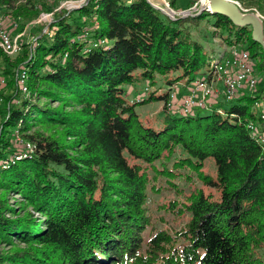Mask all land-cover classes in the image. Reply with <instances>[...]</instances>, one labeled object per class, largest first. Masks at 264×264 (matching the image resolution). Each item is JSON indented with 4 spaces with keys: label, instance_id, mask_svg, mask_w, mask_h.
Segmentation results:
<instances>
[{
    "label": "trees",
    "instance_id": "obj_1",
    "mask_svg": "<svg viewBox=\"0 0 264 264\" xmlns=\"http://www.w3.org/2000/svg\"><path fill=\"white\" fill-rule=\"evenodd\" d=\"M236 1L264 20V0ZM0 4L23 15V26L45 6ZM204 21L220 37L215 50L194 36ZM234 44L264 74V48L252 27L226 15L203 10L171 18L148 0H90L59 13L22 57L4 55L12 90L0 100V244L10 247L0 249V264H264V144L248 127L264 128L254 108L264 100V80L254 95L226 107L218 102L205 115L165 110L181 78L189 83ZM18 68L26 71L27 93ZM160 80L168 89L158 96ZM141 81L146 90L131 97L129 87ZM153 101L164 105L158 128L137 111ZM17 132L36 146L19 160ZM209 158L216 176L205 170ZM181 175L214 187L219 198L200 186L180 188ZM160 177L177 198L159 208L184 219L174 232L157 229L148 212ZM11 194L23 197L20 206Z\"/></svg>",
    "mask_w": 264,
    "mask_h": 264
},
{
    "label": "built area",
    "instance_id": "obj_2",
    "mask_svg": "<svg viewBox=\"0 0 264 264\" xmlns=\"http://www.w3.org/2000/svg\"><path fill=\"white\" fill-rule=\"evenodd\" d=\"M20 2L27 0H19ZM90 0H65L55 11H71L89 3ZM153 6L160 9L171 18L184 15L186 11H177L171 6L170 0H148ZM64 8V9H63ZM49 19L55 21L56 12ZM11 9L0 4V88L8 83V77L3 74V58L15 56L23 50L24 32L14 34L20 26V20L11 16ZM5 13V14H4ZM56 13V14H54ZM12 26V28L10 27ZM34 40H37L35 38ZM102 43H105L102 41ZM34 42L31 46L33 49ZM16 80L22 93H27L26 71L23 68L16 70ZM260 82L256 62L250 52L240 44L225 45L218 58L212 63L210 69L197 75L196 78L186 84V90L182 91L179 83L169 91V97L165 101V110L173 115H194L201 108H212L221 99L226 102L234 101L244 94H253ZM2 100V98H0ZM138 100H141L139 96ZM254 108L258 111L261 121L264 122V100H256ZM220 112H223L220 110ZM251 135L260 144H264V128L262 124L250 122L248 125ZM23 151L16 159L29 156L35 149V145L24 143L21 135L17 132Z\"/></svg>",
    "mask_w": 264,
    "mask_h": 264
},
{
    "label": "rangeland",
    "instance_id": "obj_3",
    "mask_svg": "<svg viewBox=\"0 0 264 264\" xmlns=\"http://www.w3.org/2000/svg\"><path fill=\"white\" fill-rule=\"evenodd\" d=\"M63 1H65V0H58L57 2L55 0H44L45 6H44V8H40V13L32 21L26 22V24L24 26L20 24V26L16 30H14L15 35L19 34V33H23V32L25 33V34H23L24 39L22 42L24 44V47H23V50L21 51V53L15 55V56H9V58L11 60H15L18 56L22 57L21 56L22 53L25 51L26 48L28 49V47H25V44H27L28 46L30 45V48H31L32 44L34 42L36 43V41H37L34 39L39 38L44 32L48 31L49 26L52 23L49 20L53 15L51 12L57 10V7ZM23 2H25V1H23ZM201 2H202V0H178L177 6L173 7V8L176 9L177 11L182 10V11H188L189 13L190 12L196 13L198 11V8L200 7ZM47 6L49 9H46ZM179 7L183 8V9H180ZM55 12L57 13L60 11H55ZM56 13H54V14H56ZM58 14L59 13H57L56 16ZM11 16L18 18L20 20V23L25 22L23 15L17 16L14 11L11 12ZM56 16H55V19H56ZM181 16H183V15H181ZM10 27L12 28V26H10ZM214 30L215 29L212 27L211 23L207 22V21H204V23L200 26V28H197L194 30V36L204 44V46L207 48L208 51L215 50L219 47L220 37H219V35L213 33ZM257 72L259 74L260 80L261 79L264 80V74L259 72L258 70H257ZM199 73L197 75H200ZM170 77L173 78L174 74ZM187 82H188L187 78H181L179 81L180 84H186ZM262 83L264 84L263 81H262ZM159 86L160 87L163 86V87H162V89L157 91L158 96L166 93L167 89H168V85L165 81L163 82L162 80H160ZM146 88H147V83L145 81H141V82L136 84V92L144 91V90H146ZM11 90L12 89L9 86L4 87V88H0V98H2L3 93H10ZM221 103H223L224 107H226V106L232 105L233 101L226 102V101L221 99ZM213 109H214L213 107L212 108H201V109L197 110L195 114L205 115V114L212 112ZM162 110L164 111V105H163L162 101H153V102H150L147 104H141V105L137 106V111L139 112L141 118L145 122H147L148 124H150L156 128H158L164 124L165 112H163ZM178 154H180V153H178ZM205 170L208 171L209 173H211L213 176H216L217 168H216V164H215L213 158H209L206 161ZM189 171H190V169H184L183 170V172H189ZM191 175L193 177V174H191ZM175 182L180 188H184L186 191H190L191 188H193L194 186H200L201 188L205 189L206 193L213 194V196L215 198H219V195H220L219 194L220 192L217 189H215L214 187H209V186L203 185V182L201 180L196 179L195 176H194L192 181H189L183 175H181L177 178V180ZM156 185L161 190L159 192H154V191L151 192L149 203H148V207H149L148 212L152 217V222H153L154 226L157 229L166 228V229L170 230L171 232L180 230L181 227L184 225V219L178 218L175 213L167 212V211L161 210L159 208L165 201H169L172 198H177L175 195V192L168 187V182L166 181V177H160L159 180L156 182ZM10 201L13 204H19V206H20L21 205L20 203L23 201V197H20V195L11 194L10 195ZM29 209H31V207ZM33 212H34V216L37 219H40L41 217H43L38 212H35V211H33ZM145 236H146V238L149 237V230H147L145 232ZM19 245L25 246V244H23V243H21ZM9 247L10 246H8V245L0 244V249H2V248L7 249Z\"/></svg>",
    "mask_w": 264,
    "mask_h": 264
},
{
    "label": "water",
    "instance_id": "obj_4",
    "mask_svg": "<svg viewBox=\"0 0 264 264\" xmlns=\"http://www.w3.org/2000/svg\"><path fill=\"white\" fill-rule=\"evenodd\" d=\"M203 10L226 15L238 26H251L252 38L264 48V20L259 12L244 10L236 0H208L201 2L196 13L186 11L183 16L200 14Z\"/></svg>",
    "mask_w": 264,
    "mask_h": 264
},
{
    "label": "crops",
    "instance_id": "obj_5",
    "mask_svg": "<svg viewBox=\"0 0 264 264\" xmlns=\"http://www.w3.org/2000/svg\"><path fill=\"white\" fill-rule=\"evenodd\" d=\"M179 8H180V7H179ZM180 9H183V8H180ZM187 83H188V82H187ZM187 83H186V84H187ZM186 84H180V83H179L180 88H181L182 91L186 90ZM129 89H130V90H129V94H130L131 97H133V96L139 94V91L136 92V88L133 89V87H129Z\"/></svg>",
    "mask_w": 264,
    "mask_h": 264
},
{
    "label": "bare ground",
    "instance_id": "obj_6",
    "mask_svg": "<svg viewBox=\"0 0 264 264\" xmlns=\"http://www.w3.org/2000/svg\"><path fill=\"white\" fill-rule=\"evenodd\" d=\"M203 3H208V0H202Z\"/></svg>",
    "mask_w": 264,
    "mask_h": 264
}]
</instances>
